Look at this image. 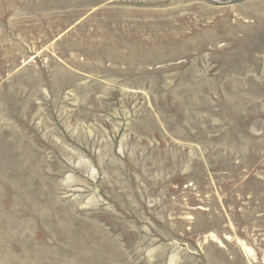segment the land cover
Returning a JSON list of instances; mask_svg holds the SVG:
<instances>
[{"label":"rangeland","instance_id":"1","mask_svg":"<svg viewBox=\"0 0 264 264\" xmlns=\"http://www.w3.org/2000/svg\"><path fill=\"white\" fill-rule=\"evenodd\" d=\"M0 264H264V0H0Z\"/></svg>","mask_w":264,"mask_h":264},{"label":"bare ground","instance_id":"2","mask_svg":"<svg viewBox=\"0 0 264 264\" xmlns=\"http://www.w3.org/2000/svg\"><path fill=\"white\" fill-rule=\"evenodd\" d=\"M244 248H245V247H244ZM246 252L252 256V254H251V252L248 250V248L246 249ZM247 253H246V254H247Z\"/></svg>","mask_w":264,"mask_h":264}]
</instances>
